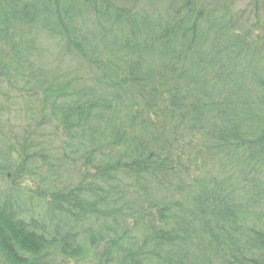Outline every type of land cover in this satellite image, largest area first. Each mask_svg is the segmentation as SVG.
<instances>
[{
	"label": "trees",
	"instance_id": "obj_1",
	"mask_svg": "<svg viewBox=\"0 0 264 264\" xmlns=\"http://www.w3.org/2000/svg\"><path fill=\"white\" fill-rule=\"evenodd\" d=\"M0 94V264H264V0H0Z\"/></svg>",
	"mask_w": 264,
	"mask_h": 264
},
{
	"label": "rangeland",
	"instance_id": "obj_2",
	"mask_svg": "<svg viewBox=\"0 0 264 264\" xmlns=\"http://www.w3.org/2000/svg\"><path fill=\"white\" fill-rule=\"evenodd\" d=\"M156 3H157V1H156ZM157 4L160 6V5L164 4V2L163 1L162 2L159 1ZM45 45H47V44H45ZM45 47H46V49H48L50 51H53L52 47H49V46H45ZM45 61H47V62L49 61V63H51L53 61V56H52V54L50 52H49V54L47 53ZM68 68H70V66ZM1 89H2L1 90L2 92H6L8 90L6 85H3L1 87ZM27 94L28 93L26 91H24V92H21V91H10V93H8V96L11 98L12 102L14 101V103H18L20 101V95H24L25 98H28ZM0 103L3 104V105H6L5 106L6 108L9 107V110L12 109L11 106H8L6 104V99H5L3 94H0ZM19 182L20 183H18V185L20 186L21 189H23L25 191H30L31 192V190L32 191L38 190V185H37L36 182H34V180H26V181H24V180L22 181L21 180Z\"/></svg>",
	"mask_w": 264,
	"mask_h": 264
}]
</instances>
